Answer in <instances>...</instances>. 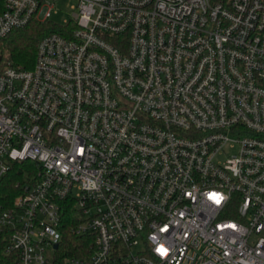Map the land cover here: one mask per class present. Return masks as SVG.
Wrapping results in <instances>:
<instances>
[{"label": "built area", "instance_id": "2783aa9c", "mask_svg": "<svg viewBox=\"0 0 264 264\" xmlns=\"http://www.w3.org/2000/svg\"><path fill=\"white\" fill-rule=\"evenodd\" d=\"M54 1L0 12V182L31 163L0 202L10 264H264V0H74L11 65Z\"/></svg>", "mask_w": 264, "mask_h": 264}, {"label": "trees", "instance_id": "16d2710c", "mask_svg": "<svg viewBox=\"0 0 264 264\" xmlns=\"http://www.w3.org/2000/svg\"><path fill=\"white\" fill-rule=\"evenodd\" d=\"M228 3L229 0H218ZM3 9V0H0V12ZM60 28L51 21H38L32 19L22 28L11 30L8 35L3 38L1 43V51L7 62L14 66L30 68L35 59L36 45L38 40L45 34L58 31ZM22 165L24 169H31L30 162L15 163L11 172L0 182V202L8 204L17 193L16 183L21 179ZM79 221V215L73 204L65 201L60 215L59 229L61 231L62 240L59 248L62 255H72L77 253V248L81 243H85L89 239L88 236L77 235L72 231V226ZM5 239L0 236V264H10L11 258L3 253Z\"/></svg>", "mask_w": 264, "mask_h": 264}, {"label": "rangeland", "instance_id": "374dc122", "mask_svg": "<svg viewBox=\"0 0 264 264\" xmlns=\"http://www.w3.org/2000/svg\"><path fill=\"white\" fill-rule=\"evenodd\" d=\"M74 3V0H55L50 10V15L47 18L55 24H61L64 18L70 17L71 8L70 5ZM226 152L228 155L234 153V150L227 148ZM223 157V155H221Z\"/></svg>", "mask_w": 264, "mask_h": 264}]
</instances>
